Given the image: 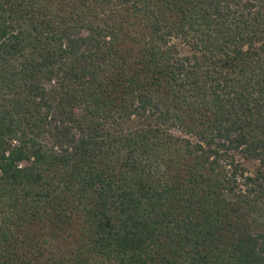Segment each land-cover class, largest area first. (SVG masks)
Segmentation results:
<instances>
[{
  "label": "trees",
  "instance_id": "obj_1",
  "mask_svg": "<svg viewBox=\"0 0 264 264\" xmlns=\"http://www.w3.org/2000/svg\"><path fill=\"white\" fill-rule=\"evenodd\" d=\"M0 264H264V0H0Z\"/></svg>",
  "mask_w": 264,
  "mask_h": 264
},
{
  "label": "rangeland",
  "instance_id": "obj_2",
  "mask_svg": "<svg viewBox=\"0 0 264 264\" xmlns=\"http://www.w3.org/2000/svg\"><path fill=\"white\" fill-rule=\"evenodd\" d=\"M252 169V168H251Z\"/></svg>",
  "mask_w": 264,
  "mask_h": 264
}]
</instances>
